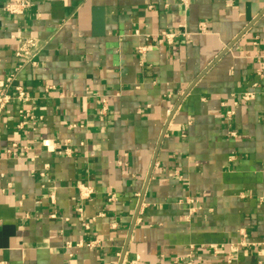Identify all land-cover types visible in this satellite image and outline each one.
Returning a JSON list of instances; mask_svg holds the SVG:
<instances>
[{"label":"crops","instance_id":"obj_1","mask_svg":"<svg viewBox=\"0 0 264 264\" xmlns=\"http://www.w3.org/2000/svg\"><path fill=\"white\" fill-rule=\"evenodd\" d=\"M6 2L0 264H264V0Z\"/></svg>","mask_w":264,"mask_h":264},{"label":"built area","instance_id":"obj_2","mask_svg":"<svg viewBox=\"0 0 264 264\" xmlns=\"http://www.w3.org/2000/svg\"><path fill=\"white\" fill-rule=\"evenodd\" d=\"M1 1L0 0V8H1ZM155 1V0H153ZM184 5L188 6L190 4V0H176ZM30 6V0H7V2L3 5V10L9 14H19L22 13L27 7ZM155 5L151 3L149 5L150 9H153ZM203 27V23H202ZM168 38H171L174 34L173 33H165ZM38 49V43L34 39H28L25 40L18 48L16 55L20 58H25L27 61H32L35 63L34 58L37 54ZM259 74L263 77L264 76V66L261 67ZM14 74H12L10 77L7 78L6 83L3 85L2 88H0V112H3V110L9 105L12 101H22L25 102L28 99L27 93L25 89L21 85H16L13 88L10 87L12 80H13ZM12 89V91H10ZM256 97V93L253 91H247L244 92L242 95V100L248 101L252 100ZM21 111V110H20ZM169 116L172 115V111L169 112ZM80 189V198L85 199L88 198L91 193L93 192V188L89 185H86L84 183L79 185ZM79 211H81V208H78ZM56 214H53L52 217H56ZM82 245V243H79ZM248 244L247 241V231L245 228L239 230V237L236 241H232L230 243H227L223 246H215L212 248L213 254L217 255L222 248L225 246L228 247L229 252L226 255V261L233 264L236 258V254L240 249ZM68 246H71L70 243H68ZM182 260V259H181ZM181 260H176L178 264L181 263ZM186 264H195L192 255H188V259L185 261Z\"/></svg>","mask_w":264,"mask_h":264},{"label":"water","instance_id":"obj_3","mask_svg":"<svg viewBox=\"0 0 264 264\" xmlns=\"http://www.w3.org/2000/svg\"><path fill=\"white\" fill-rule=\"evenodd\" d=\"M136 216H138V213L136 214Z\"/></svg>","mask_w":264,"mask_h":264}]
</instances>
